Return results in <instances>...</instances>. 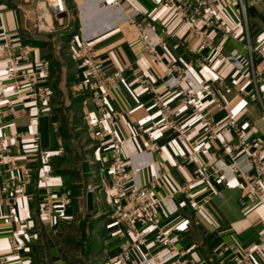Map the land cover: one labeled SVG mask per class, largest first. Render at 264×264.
<instances>
[{
	"label": "crops",
	"instance_id": "obj_1",
	"mask_svg": "<svg viewBox=\"0 0 264 264\" xmlns=\"http://www.w3.org/2000/svg\"><path fill=\"white\" fill-rule=\"evenodd\" d=\"M215 1L218 18L234 30L238 38H223L221 33L208 28L205 31L208 45L193 35L189 22L176 16L165 17V11L156 7L153 0H124L120 7L102 5L99 0H66L64 20L67 22L72 18L76 27L71 38L91 41L106 72H121L120 79L107 85V106L122 114L116 123V132L120 139L127 140L124 147L127 167L140 168L132 175L131 183L142 186L156 178L155 195L174 194L191 180L193 168L213 163L215 159L225 162L228 159L223 155L219 141L209 140L203 154L184 161L182 147L164 128L153 134L162 153L152 151L150 136L144 131L158 119L151 86L173 110L177 122L188 127L195 138L206 139L207 130L193 116L192 109L181 103L180 94L185 82L170 89L162 86L165 67L154 64L147 57L143 43L128 21L129 16L147 23L146 34L152 41L163 40L160 52L164 63L173 62L188 69L194 89L209 85L211 95L197 91L195 99L208 112L215 128H219L230 114L249 135L264 142V89L252 79L250 69L240 72L223 60L228 56L248 58L240 1ZM31 13L33 0H0V38L3 34L11 36L17 41L16 50L24 46L32 48L30 60L19 67V76L34 68V60L50 59L48 53L52 52L54 60V63L50 61L51 73L47 80L52 94L44 101L32 102L25 97V92L11 90L0 52V107L4 109L11 105L22 110L15 118L4 114L0 128L9 148L0 165V264L3 261L4 264H67L57 242L68 226L79 223L80 214L86 218L88 185L94 187L91 218L98 219L99 239L94 243L98 257H95L101 264H115L113 256L123 225L112 216L106 204L113 194L109 186L112 149L109 144L95 140L85 125L84 119L92 108L88 91L81 86L84 67L72 57L68 46L71 38L58 50L56 43L48 50L49 36L41 32L40 37L37 30L32 29ZM246 27L250 44L264 49V1L246 7ZM259 63L260 59L254 55L253 67L257 68ZM213 99L220 101L223 108H217ZM251 121H256L253 129ZM137 127L141 132L136 135ZM224 138L235 140L231 133L225 134ZM41 152L48 161L49 177L45 182L39 179ZM82 160L89 161V177L83 176L80 170ZM23 168L28 170L26 177L22 174ZM100 168L104 171L99 172ZM11 175L15 179L9 190L3 192V182ZM47 191L53 193L56 204H62V197L70 200L69 204L55 208L50 219H45L42 214ZM215 191H220L222 197L212 195L204 203L206 195ZM189 196L201 205L194 209L189 198L174 194L166 207L158 209L162 229L176 250L182 252L183 258H192L198 264H216L213 251L222 241L233 240L241 246H251L264 231V206L243 208L240 203L242 192L236 178L230 177L224 185L216 180L206 185H194ZM11 213L13 218H9ZM22 227L26 228L20 238L23 249L18 256H13L7 238L13 229ZM164 251L162 243L156 245L149 240L133 257L141 260L144 252ZM256 261L264 263V256Z\"/></svg>",
	"mask_w": 264,
	"mask_h": 264
},
{
	"label": "built area",
	"instance_id": "obj_2",
	"mask_svg": "<svg viewBox=\"0 0 264 264\" xmlns=\"http://www.w3.org/2000/svg\"><path fill=\"white\" fill-rule=\"evenodd\" d=\"M156 7L165 11V17L176 16L192 25V33L196 38L204 40L208 45L210 42L205 35V31L210 28L221 33L223 38L237 39L238 34L230 29L218 18V5L215 0H153ZM239 8L244 24V37L246 38L245 47L248 58L242 59L239 56H228L223 60L228 62L237 71L244 72L250 69L252 79L257 81L264 89V49L260 46H252L248 39L246 27V7L257 4L264 0H239ZM100 4L109 7H120L124 0H99ZM38 24L41 31L49 32L52 30L41 24V13L46 11L50 18L49 26L52 21L63 22L67 14L66 0H36ZM129 23L134 27L138 39L145 47V54L154 63L165 67L164 77L161 80L165 88H174L181 82H185V87L181 91V103L192 109L193 116L207 130L206 139L195 138L188 127L179 124L175 118V113L156 93L153 86V104L157 109V122L151 124L144 131L149 134L151 149L158 154L162 153V147L154 139V132L159 128H164L174 135V139L183 149L181 158L187 161L206 151L209 140H218L221 151L228 161L215 159L213 163L202 164L192 169V178L189 182L182 184L174 194H183L187 198L190 196V189L194 185L210 184L216 180L219 184H225L230 177L236 178L242 192L241 205L248 209L255 205L264 206V142L256 136H251L245 128L238 124L234 118L228 114L219 128L212 124L208 112L204 111L201 104L196 101L195 94L200 92L206 96L211 95L208 84L201 85L197 90L193 88L192 78L189 76L188 69L181 67L173 62L164 63L163 54L160 48L164 45L162 39L152 41L146 34L147 23L129 16ZM40 29V28H39ZM71 38L68 46L71 48V55L80 61L84 67L85 77L82 87L88 91V98L91 105V113L85 117V125L91 136L100 143L109 144L112 149L110 162V188L113 191L112 197L106 201L107 206L112 212V216L123 225L119 230L120 242L118 243L113 261L115 264H198L192 258H183L182 252L176 250L167 232L160 225L158 209L166 207L172 200L173 193L163 192L153 194L156 186V178H152L147 184L136 186L131 183L133 174L140 171V168L127 167L124 155L125 139H120L116 132V123L122 116L121 112L111 110L107 106V85L121 78V72L116 70L107 73L96 50L89 40ZM17 41L8 34H3L0 38V52L4 63V72L9 86L14 93L25 92V97L32 102L44 101L51 92L47 86V80L51 73V63L48 58L34 60V68L19 76V67L30 60L32 48L24 46L18 50ZM258 56L260 63L257 68L253 67V57ZM136 73L137 70H136ZM6 88L4 87L3 90ZM214 105L222 109L223 106L217 99H213ZM22 110L8 105L6 108L0 107V128L4 114L15 118L21 114ZM256 121H251V129L254 128ZM250 129V130H251ZM141 132L136 128L135 134ZM231 133L235 140H226L225 134ZM135 137V136H133ZM6 138L0 134V165L5 156L9 153V148L5 144ZM37 147V144L34 143ZM213 158V155H210ZM219 162V163H218ZM47 157L41 152L39 156V179L45 182L49 177ZM104 169L100 168L99 172ZM28 170L22 169L24 177ZM15 179L11 175L3 182L2 191L7 192L11 181ZM87 192L94 193V187L88 185ZM212 195L222 197L220 191H215L206 195L203 199L207 203ZM194 209L201 204L188 200ZM68 197H62V204L54 202V195L47 191L43 198L42 214L45 219L52 218L55 208L69 204ZM13 218V214L9 215ZM26 233V228L13 229L7 242L13 256H18L23 249L21 236ZM151 240L154 244L162 243L165 251L161 253L144 252L143 258L138 260L133 254L142 246H146ZM216 264H264L258 263L256 259L264 256V231L258 235L257 242L251 246H241L233 240L222 241L213 251ZM4 264V261L2 262Z\"/></svg>",
	"mask_w": 264,
	"mask_h": 264
},
{
	"label": "rangeland",
	"instance_id": "obj_3",
	"mask_svg": "<svg viewBox=\"0 0 264 264\" xmlns=\"http://www.w3.org/2000/svg\"><path fill=\"white\" fill-rule=\"evenodd\" d=\"M41 14L49 16L46 11H44ZM30 15H31L30 17L31 26H32V29L37 30L36 34L41 37V32H42L46 34L47 36H49V41L51 43L49 45L50 47L48 50H51L52 43H56L58 45L57 50L59 49V47L67 44L64 39H67L69 37L68 35L69 32L76 31L75 23H74V20H72V18H68L67 22L65 21L66 20L65 19L63 23L61 24H59L58 21L52 18L53 24L52 26L48 27L49 29L52 28V30L49 32L41 31V27L39 26L38 19H37L39 14H37L36 0H33V13H31ZM56 27H58L59 29H56ZM54 29L56 31H54ZM32 42L36 43L34 41ZM48 56L50 58L49 60L54 63V60L52 59V52L48 53ZM86 218L82 217L80 214L78 216V219H80L79 223L75 225L73 224L72 226H68V229H66L65 234H63V236L60 237L57 242L60 254L62 258L67 262V264H101L98 262L96 258L98 257L97 249L93 251L91 249L85 248V246L83 245L86 242H88L89 244L97 243L99 239L98 237L99 233L97 231L98 230V227H97L98 219L97 218L92 219L91 215Z\"/></svg>",
	"mask_w": 264,
	"mask_h": 264
},
{
	"label": "water",
	"instance_id": "obj_4",
	"mask_svg": "<svg viewBox=\"0 0 264 264\" xmlns=\"http://www.w3.org/2000/svg\"><path fill=\"white\" fill-rule=\"evenodd\" d=\"M79 153V148L77 149ZM90 164L88 160H82L80 162V170L85 177L91 176L89 172ZM86 210L88 211L86 213V217H89L91 215V212L93 210V194L91 192L86 193Z\"/></svg>",
	"mask_w": 264,
	"mask_h": 264
},
{
	"label": "trees",
	"instance_id": "obj_5",
	"mask_svg": "<svg viewBox=\"0 0 264 264\" xmlns=\"http://www.w3.org/2000/svg\"><path fill=\"white\" fill-rule=\"evenodd\" d=\"M75 30H76V27H75ZM72 34H75V32H69V37L67 38V39H64L65 40V42H68V40L71 38V36H72ZM68 35H66V36H68ZM87 220V219H86ZM84 246H85V248H88V249H91V250H93L94 251V244L93 243H88V242H86L85 244H83Z\"/></svg>",
	"mask_w": 264,
	"mask_h": 264
},
{
	"label": "bare ground",
	"instance_id": "obj_6",
	"mask_svg": "<svg viewBox=\"0 0 264 264\" xmlns=\"http://www.w3.org/2000/svg\"><path fill=\"white\" fill-rule=\"evenodd\" d=\"M40 20H41V24H43L46 27H49V23H50L49 16H46V15H42L41 14Z\"/></svg>",
	"mask_w": 264,
	"mask_h": 264
}]
</instances>
